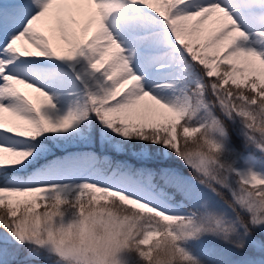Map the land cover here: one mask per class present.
<instances>
[{"label":"snow or ice","instance_id":"obj_1","mask_svg":"<svg viewBox=\"0 0 264 264\" xmlns=\"http://www.w3.org/2000/svg\"><path fill=\"white\" fill-rule=\"evenodd\" d=\"M77 194L144 218L123 264H264V0H0V264Z\"/></svg>","mask_w":264,"mask_h":264},{"label":"clouds","instance_id":"obj_2","mask_svg":"<svg viewBox=\"0 0 264 264\" xmlns=\"http://www.w3.org/2000/svg\"><path fill=\"white\" fill-rule=\"evenodd\" d=\"M27 220L22 243L54 256L59 264H123L127 255L147 251L141 246L145 220L117 198L85 196L72 201L50 200L47 205L22 213ZM9 231H15L9 228ZM148 264H170L172 248L153 245Z\"/></svg>","mask_w":264,"mask_h":264},{"label":"rangeland","instance_id":"obj_3","mask_svg":"<svg viewBox=\"0 0 264 264\" xmlns=\"http://www.w3.org/2000/svg\"><path fill=\"white\" fill-rule=\"evenodd\" d=\"M116 158H118V159H126V158H128V157H116ZM1 232V231H0Z\"/></svg>","mask_w":264,"mask_h":264},{"label":"trees","instance_id":"obj_4","mask_svg":"<svg viewBox=\"0 0 264 264\" xmlns=\"http://www.w3.org/2000/svg\"><path fill=\"white\" fill-rule=\"evenodd\" d=\"M0 231H1L0 233H4V230L2 228H0Z\"/></svg>","mask_w":264,"mask_h":264},{"label":"bare ground","instance_id":"obj_5","mask_svg":"<svg viewBox=\"0 0 264 264\" xmlns=\"http://www.w3.org/2000/svg\"><path fill=\"white\" fill-rule=\"evenodd\" d=\"M35 102V101H34Z\"/></svg>","mask_w":264,"mask_h":264}]
</instances>
